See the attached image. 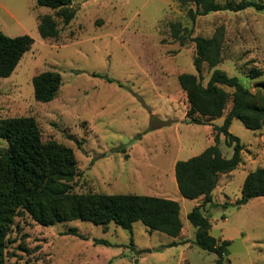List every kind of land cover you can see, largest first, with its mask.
<instances>
[{
	"label": "rangeland",
	"instance_id": "rangeland-1",
	"mask_svg": "<svg viewBox=\"0 0 264 264\" xmlns=\"http://www.w3.org/2000/svg\"><path fill=\"white\" fill-rule=\"evenodd\" d=\"M226 1L241 0H219ZM72 2L76 13L67 24L58 9L39 6L36 0H0V29L34 39L11 75L0 77V118L33 116L44 141L72 148L77 160L72 192L160 196L163 189L171 195L177 187L174 161L215 143L214 125L224 122L231 101L220 117L199 115L202 123H195L187 115L188 99L178 81L182 72L198 74L193 62L196 36L220 30L222 58L215 67L237 76L264 103V9H225L192 19V2L179 0ZM49 13L59 33L43 38L38 19ZM173 22L188 28L184 43L173 38ZM49 69L61 73L62 84L52 101L40 102L34 98L32 78ZM252 69L260 74L252 77ZM212 70L203 65L204 85ZM229 131L244 145L241 162L223 173L203 213L211 221L210 233L230 240L224 264H264V196L237 203L248 172L264 166V124L252 130L234 118ZM219 145L225 156L233 155L224 134ZM6 148L0 137V149ZM175 198L183 225L178 237L149 232L135 221L132 242L130 232L114 222L73 219L44 226L19 209L7 230L5 264H218L215 252L195 243L196 228L187 214L197 201L180 194ZM70 227L87 238L67 234Z\"/></svg>",
	"mask_w": 264,
	"mask_h": 264
},
{
	"label": "trees",
	"instance_id": "trees-1",
	"mask_svg": "<svg viewBox=\"0 0 264 264\" xmlns=\"http://www.w3.org/2000/svg\"><path fill=\"white\" fill-rule=\"evenodd\" d=\"M183 4L192 2L188 15H205L212 11H238L253 6L261 10L264 4L254 0L239 2L219 0H179ZM72 0H36L39 6L58 9L65 23L75 16L76 9H70ZM38 30L43 38L57 37L59 28L53 15L43 14L38 19ZM172 36L184 43L190 36L187 27L180 22L171 23ZM196 54L194 65L198 74L182 72L178 81L186 92L189 103L187 115L195 123H202L198 117L212 120L223 115L226 105L231 107L221 125H214V144L199 154L175 163L177 187L185 198L202 196L199 204L187 214L196 228L195 243L207 251L215 252L218 264H224L230 240L218 239L210 233L211 221L203 213L204 207L213 202V190L220 175L234 170L241 162L244 145L238 136L229 131L232 119H239L249 129L256 130L264 124V103L256 100L237 76H230L225 70L215 67L222 58L223 33L217 30L212 36L194 37ZM34 39L29 34L9 36L0 29V77H7L16 68ZM213 68L204 85L200 74L203 65ZM260 71L252 69L251 76ZM34 98L40 102L52 101L62 84L58 70H45L32 78ZM223 86L233 88L230 92ZM234 148L227 157L219 145L220 135ZM0 137L7 142L6 149H0V264H5L7 248L6 234L19 209L26 211L38 223L48 226L67 220H88L97 225H116L130 232L133 241V223L142 222L149 232L159 231L177 237L182 230L180 204L177 200L134 193H75L70 182L77 175V160L71 147L54 140L44 141L41 129L33 116H9L0 118ZM264 196V166L248 172L242 185V196L238 204L254 197ZM67 234L82 239L87 237L76 227H70ZM99 244L108 245L105 239L94 238ZM185 242V241H184ZM176 243H169L173 245Z\"/></svg>",
	"mask_w": 264,
	"mask_h": 264
},
{
	"label": "crops",
	"instance_id": "crops-1",
	"mask_svg": "<svg viewBox=\"0 0 264 264\" xmlns=\"http://www.w3.org/2000/svg\"><path fill=\"white\" fill-rule=\"evenodd\" d=\"M73 3V2H72ZM71 3V4H72ZM206 148V147H205ZM204 148V149H205ZM203 149V150H204ZM202 150V151H203ZM177 161V160H176ZM176 161H174V163L172 164V166H173V176H172V181H173V183L174 182H176V177H175V163H176ZM222 175L223 174H221V176H220V178H219V181H218V184H217V186L215 187V189L213 190V196H214V191L221 185V182H222ZM176 185H177V183H176ZM162 191H163V193H159V195L161 196V197H166V198H171V199H174V200H177L178 202L180 201L179 200V198H175L176 196H178L179 197V194H180V196H182L181 195V193L179 192V189H178V187H175V185H174V189H172V192H171V195L170 194H167V193H165L164 192V190L163 189H161ZM161 191V192H162ZM182 198H183V196H182ZM185 198V197H184ZM181 200H183V199H181ZM195 200L197 201V203L199 204L200 202H201V200H202V196L201 197H198V198H195ZM180 204V203H179ZM180 207H181V205H180ZM181 210V209H180ZM183 230H181V232H182ZM178 237V236H177Z\"/></svg>",
	"mask_w": 264,
	"mask_h": 264
}]
</instances>
